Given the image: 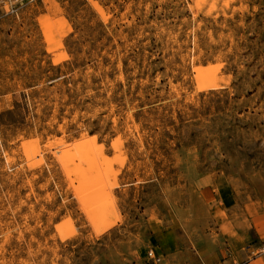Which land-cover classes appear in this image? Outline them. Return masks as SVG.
<instances>
[{
	"label": "rangeland",
	"instance_id": "1",
	"mask_svg": "<svg viewBox=\"0 0 264 264\" xmlns=\"http://www.w3.org/2000/svg\"><path fill=\"white\" fill-rule=\"evenodd\" d=\"M263 201L264 0H0V264H128Z\"/></svg>",
	"mask_w": 264,
	"mask_h": 264
},
{
	"label": "crops",
	"instance_id": "2",
	"mask_svg": "<svg viewBox=\"0 0 264 264\" xmlns=\"http://www.w3.org/2000/svg\"><path fill=\"white\" fill-rule=\"evenodd\" d=\"M235 209L231 207L226 211ZM240 215L242 220L234 215L225 223L222 214L221 224L225 223L223 229L227 236L220 231L216 238L207 232L196 238L187 234L174 237L160 234L157 239L143 243L128 264H146L144 254L148 247L159 256V264H264V201L254 217L248 219Z\"/></svg>",
	"mask_w": 264,
	"mask_h": 264
},
{
	"label": "built area",
	"instance_id": "3",
	"mask_svg": "<svg viewBox=\"0 0 264 264\" xmlns=\"http://www.w3.org/2000/svg\"><path fill=\"white\" fill-rule=\"evenodd\" d=\"M146 264H159L160 258L154 253L153 249L148 247L145 250Z\"/></svg>",
	"mask_w": 264,
	"mask_h": 264
}]
</instances>
